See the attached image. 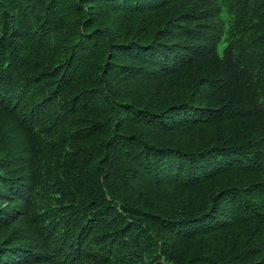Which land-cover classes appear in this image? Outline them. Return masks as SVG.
Listing matches in <instances>:
<instances>
[{"label": "trees", "instance_id": "obj_1", "mask_svg": "<svg viewBox=\"0 0 264 264\" xmlns=\"http://www.w3.org/2000/svg\"><path fill=\"white\" fill-rule=\"evenodd\" d=\"M0 264H264V0H0Z\"/></svg>", "mask_w": 264, "mask_h": 264}]
</instances>
